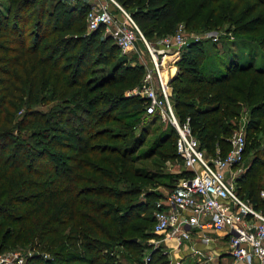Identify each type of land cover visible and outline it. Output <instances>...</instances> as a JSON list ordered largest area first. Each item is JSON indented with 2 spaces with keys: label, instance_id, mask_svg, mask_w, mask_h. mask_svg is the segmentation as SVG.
<instances>
[{
  "label": "trees",
  "instance_id": "16d2710c",
  "mask_svg": "<svg viewBox=\"0 0 264 264\" xmlns=\"http://www.w3.org/2000/svg\"><path fill=\"white\" fill-rule=\"evenodd\" d=\"M46 1L0 8V250L30 247L23 264H171L160 247L143 258L155 222L144 211L161 194L143 192L158 175L138 162L180 158L178 132L172 152L138 154L149 128L135 134L130 117L146 112L147 99L126 92L141 84L145 66L117 59L120 48L103 28L87 31V0ZM118 1L147 37L180 23L203 31L228 23L236 37H250L241 42L248 52L231 42L224 55L211 50L219 37L191 40L170 80L171 100L209 154L227 153L230 119L249 110L256 152L238 191L264 208V59L254 63L257 48L264 57V0ZM241 52L250 61L240 63Z\"/></svg>",
  "mask_w": 264,
  "mask_h": 264
},
{
  "label": "built area",
  "instance_id": "2783aa9c",
  "mask_svg": "<svg viewBox=\"0 0 264 264\" xmlns=\"http://www.w3.org/2000/svg\"><path fill=\"white\" fill-rule=\"evenodd\" d=\"M87 1L86 24L89 31L103 28L121 52L135 47L139 39L149 48L155 67L148 68L141 84L129 90L128 94L146 97L147 111H160L174 125L178 132L177 153L184 169L192 172L191 176L181 178L176 186L156 200L154 237L149 241L151 249L160 247L172 264H180L188 253L213 259L219 256L217 250H220H216L213 243L221 238L225 246L222 252L231 258L228 264H250L252 257L263 263L264 208L256 207L243 198L237 186V180L246 171L242 165L247 146L245 127L232 131L230 149L226 154L218 151L209 155L192 132L189 118L181 122L174 112L170 82L160 71L162 61L158 60L159 54L172 51L178 59L191 40L201 38L189 39L184 33V23H180L175 33L162 37L160 47L152 48L131 13L118 0ZM213 39L217 40L218 36ZM142 64L145 65L144 62ZM155 72L160 79L158 86L153 83ZM260 194L264 197V189ZM151 251L144 256L145 261L150 260ZM31 254V250L24 252L17 248L0 250V264H23ZM173 257L181 259L174 262Z\"/></svg>",
  "mask_w": 264,
  "mask_h": 264
},
{
  "label": "rangeland",
  "instance_id": "374dc122",
  "mask_svg": "<svg viewBox=\"0 0 264 264\" xmlns=\"http://www.w3.org/2000/svg\"><path fill=\"white\" fill-rule=\"evenodd\" d=\"M8 1L9 0H0V8H2V10L4 11L7 10ZM56 1L57 0H47L46 1L47 7L50 8V5L52 4V2H56ZM65 1H67L68 4H76L80 0H65ZM228 27H229L228 23H222L220 24L218 28H213L210 30L208 29V30L203 31L202 29H196V30H191V28L187 29L186 26H184V33L187 35V37H189V39L196 38V37H199L201 39H206V38H214L215 36H218L219 40L216 41L217 42L216 48H213L210 45L213 53L216 52V50H218L220 54L224 55V53L227 52V49L231 42L236 43L234 46L235 48H233L232 50H237L239 52L241 48H244L243 50L248 52V47H246L247 50H245V46H243L241 42H242V39H247L250 37L249 36L247 37V35H237L236 37V34L233 32V30L232 29L229 30ZM87 31L90 32L88 28H87ZM102 34L103 36H108L104 30L102 31ZM145 37L149 45L152 48L160 47L159 45L161 44L162 36H159L155 33L150 37H147V36ZM256 52L257 54L254 58V63L261 64L264 59L263 54H262V49L257 48ZM241 53L243 57L240 60V63L245 64V62L250 61V60L247 61V55L245 54V52H241ZM180 57H181V54H180ZM180 57L176 59L175 56L172 55V51H168L167 54L165 55L164 54L158 55V60L162 61V64L160 66V71L162 74H164V78H166L167 80H169L170 73L173 72L172 68L177 67L175 68V71L176 73L178 72L177 62L180 60ZM116 58L117 59L123 58L128 64H133V65L138 64V63L142 64V62H144L145 63L144 66L146 70L148 68L155 67L154 62L152 64V56H151L150 50L145 44V42L142 41L141 39H139L135 43V47H132L127 52H121V50L118 51V53L116 54ZM159 82H160L159 76L157 72H155L153 75V83L156 86H158ZM169 86L172 92V87L171 85ZM128 91L126 92V94L129 96ZM140 96L142 97L141 94ZM172 105L174 108V112L178 116L180 113L178 112L177 109H175L173 102H172ZM248 111L247 112L243 111L241 116L238 117V119H234V118L230 119V121L233 123L232 125L235 126L233 130L235 128H238L239 130L243 126L246 129L245 124H246V121L248 120V116H250V113ZM132 120H135L134 121L135 134L139 133V131L141 130L143 126L148 125V128H149V134L147 135L144 145H142L140 149L138 150L137 152L138 154L147 153L148 150L152 148H157L158 152L160 153H164L167 151L168 152L173 151L172 149H174L175 147L174 143H175V137L177 136V130L174 127V125L168 121V119L164 118L163 114L160 111L158 110L154 112H148L147 110L146 112L142 111L140 113H136L133 117H130V121ZM257 133H258L257 137L258 138L261 137V139L264 140L263 132L257 131ZM167 135L168 136L170 135L169 141L167 140L164 142V139L166 138ZM246 138H247V135H246ZM161 140H163V142H161ZM253 141L254 139H252L250 142L249 140H247L248 142L246 146L247 151H246L243 163H242L246 171L256 152V149L253 148ZM209 155H212V154H209ZM138 164L139 166L143 167L145 171H150L158 175L157 177L151 180L152 182L150 181V182H146L142 184L143 192L155 191V192H158V194H161L160 197L163 196V192H167V190L171 188L173 185H175L178 180H180L181 178H184L183 172H186V169H184V166L180 158L175 159V160L169 159L165 161L163 158L159 157L157 154L151 155L149 157L141 158ZM143 195L141 194L140 198H144ZM160 197H158L156 200H159ZM149 204H151V200L149 201ZM154 212H155V208L153 209L151 205L148 206V208L144 211L146 215H151L152 217L154 216ZM148 231H151V229H148ZM150 239L151 238L147 240L148 248H145L143 252V258L146 254H148L152 250L150 249V243H149ZM151 240H153V238ZM29 248L30 247H23V248L17 247V249L23 250L24 252L25 251L28 252V250H30ZM31 251L33 252L34 250H31ZM173 259H174V262H176V260H179L181 258L173 257ZM206 259L207 258L205 256H201L196 253H188L187 255L183 257V259L180 260V264H211V261H207ZM121 263L131 264V262L124 260V259H121ZM223 264H228V263L225 262Z\"/></svg>",
  "mask_w": 264,
  "mask_h": 264
},
{
  "label": "crops",
  "instance_id": "0c3cea01",
  "mask_svg": "<svg viewBox=\"0 0 264 264\" xmlns=\"http://www.w3.org/2000/svg\"><path fill=\"white\" fill-rule=\"evenodd\" d=\"M175 68L177 67H174L172 68V73H170V76H169V82L170 80L176 75V71H175ZM238 186V184H237ZM164 193V192H163ZM190 242H187V244H189ZM214 246H216V250L217 249H220V250H217L219 253V256H215L213 259H210V258H207L206 260L207 261H211V264H223V263H228L230 262L231 258L228 254H224V252H222V250H224L225 246H224V240L219 238L218 241H215L213 243ZM184 252H188V250H184ZM213 261V262H212ZM250 264H264V262L262 263L257 257H252L251 259V263Z\"/></svg>",
  "mask_w": 264,
  "mask_h": 264
}]
</instances>
